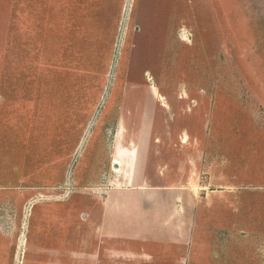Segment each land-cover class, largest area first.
<instances>
[{
	"label": "rangeland",
	"instance_id": "1",
	"mask_svg": "<svg viewBox=\"0 0 264 264\" xmlns=\"http://www.w3.org/2000/svg\"><path fill=\"white\" fill-rule=\"evenodd\" d=\"M57 246L264 264V0H0V264Z\"/></svg>",
	"mask_w": 264,
	"mask_h": 264
},
{
	"label": "crops",
	"instance_id": "2",
	"mask_svg": "<svg viewBox=\"0 0 264 264\" xmlns=\"http://www.w3.org/2000/svg\"><path fill=\"white\" fill-rule=\"evenodd\" d=\"M28 216V215H27ZM21 243L23 244V239L21 240ZM43 248V254L44 257L50 258L53 262V264H60L62 262H68L70 258L73 257V250L72 247L69 246V248ZM38 249H41L40 247ZM49 263V262H48Z\"/></svg>",
	"mask_w": 264,
	"mask_h": 264
},
{
	"label": "water",
	"instance_id": "3",
	"mask_svg": "<svg viewBox=\"0 0 264 264\" xmlns=\"http://www.w3.org/2000/svg\"><path fill=\"white\" fill-rule=\"evenodd\" d=\"M118 166L119 165L114 161L113 164H112L113 169H115V170L118 169Z\"/></svg>",
	"mask_w": 264,
	"mask_h": 264
}]
</instances>
